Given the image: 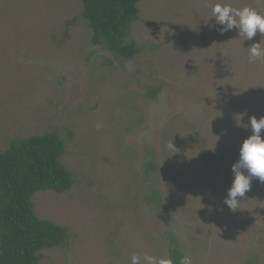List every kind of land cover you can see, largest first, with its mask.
<instances>
[{
  "label": "rangeland",
  "instance_id": "1",
  "mask_svg": "<svg viewBox=\"0 0 264 264\" xmlns=\"http://www.w3.org/2000/svg\"><path fill=\"white\" fill-rule=\"evenodd\" d=\"M210 2L141 0L127 42L143 50L122 61L92 42L82 0H0V152L56 132L74 175L64 193L33 195L39 217L68 229L41 264L172 260L174 244L193 264H264V184L235 213L223 204L251 134L234 117L264 116V61L246 48L260 34H219ZM227 2L264 13V0Z\"/></svg>",
  "mask_w": 264,
  "mask_h": 264
},
{
  "label": "trees",
  "instance_id": "2",
  "mask_svg": "<svg viewBox=\"0 0 264 264\" xmlns=\"http://www.w3.org/2000/svg\"><path fill=\"white\" fill-rule=\"evenodd\" d=\"M83 17L90 24L92 42L105 46L118 59L127 61L142 52V45L127 42L140 14L141 0H82ZM159 87L149 90L156 97ZM66 143L56 132L14 138L0 152V264H41V251L64 244L66 226L37 215L33 195L40 190L64 193L74 184L73 172L62 161ZM155 168L149 159L147 171ZM152 199L163 206L162 194ZM175 242V241H173ZM171 258L180 264L177 244Z\"/></svg>",
  "mask_w": 264,
  "mask_h": 264
},
{
  "label": "clouds",
  "instance_id": "3",
  "mask_svg": "<svg viewBox=\"0 0 264 264\" xmlns=\"http://www.w3.org/2000/svg\"><path fill=\"white\" fill-rule=\"evenodd\" d=\"M208 8L211 18H215V23L209 24L208 20L205 24L221 35L235 30L243 41H253L259 33L260 40L246 47L247 54L251 63L264 61V13L251 6L233 7L227 0H211ZM243 115L241 113L234 117L236 124L250 129L251 134L243 140L239 149V159L231 167L233 180L223 200V204L232 213L240 210V203L247 198L246 193L251 190L253 179L258 178L259 182L264 184V116L257 118L253 115L244 123ZM168 147L175 146L170 143ZM143 260L145 264H173L170 258L164 256L145 254ZM131 264H141L140 255L134 254ZM180 264H193V260L191 256L183 255Z\"/></svg>",
  "mask_w": 264,
  "mask_h": 264
}]
</instances>
